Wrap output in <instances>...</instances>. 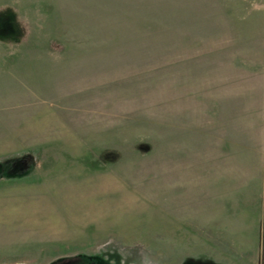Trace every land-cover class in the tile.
Wrapping results in <instances>:
<instances>
[{
  "label": "rangeland",
  "instance_id": "obj_1",
  "mask_svg": "<svg viewBox=\"0 0 264 264\" xmlns=\"http://www.w3.org/2000/svg\"><path fill=\"white\" fill-rule=\"evenodd\" d=\"M229 242L264 264V0H0V264Z\"/></svg>",
  "mask_w": 264,
  "mask_h": 264
},
{
  "label": "crops",
  "instance_id": "obj_2",
  "mask_svg": "<svg viewBox=\"0 0 264 264\" xmlns=\"http://www.w3.org/2000/svg\"><path fill=\"white\" fill-rule=\"evenodd\" d=\"M228 233V231H227ZM239 233V231L236 232L235 235L233 236H240L242 233L240 234H237ZM231 242L229 243H225L224 244V248L221 249L223 252H224V258L223 259H219L218 257L219 256H216V255H209V258L207 259V261L205 263L207 264H244V258L245 256L242 255V247H233L231 244ZM227 244L230 245V247H227ZM235 248V249H233ZM217 250V249H216ZM214 250V251H216ZM220 249L218 248L217 251H219ZM209 252H211V248H209ZM236 257V258H234ZM191 259L193 261H191L189 264H199L201 262H197L195 258H193V256H186L184 257L180 262H178L177 264H182L183 260L185 259ZM235 259H239V260H235ZM188 264V263H186ZM203 264V263H202Z\"/></svg>",
  "mask_w": 264,
  "mask_h": 264
}]
</instances>
